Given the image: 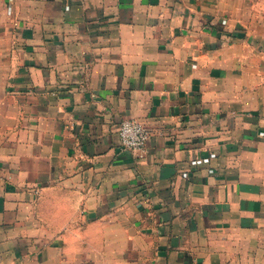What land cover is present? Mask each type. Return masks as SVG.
Wrapping results in <instances>:
<instances>
[{
	"label": "crops",
	"instance_id": "obj_1",
	"mask_svg": "<svg viewBox=\"0 0 264 264\" xmlns=\"http://www.w3.org/2000/svg\"><path fill=\"white\" fill-rule=\"evenodd\" d=\"M0 264H264V0H0Z\"/></svg>",
	"mask_w": 264,
	"mask_h": 264
},
{
	"label": "built area",
	"instance_id": "obj_2",
	"mask_svg": "<svg viewBox=\"0 0 264 264\" xmlns=\"http://www.w3.org/2000/svg\"><path fill=\"white\" fill-rule=\"evenodd\" d=\"M119 143L123 149L141 153L149 138L148 129L134 120H125L119 126Z\"/></svg>",
	"mask_w": 264,
	"mask_h": 264
}]
</instances>
